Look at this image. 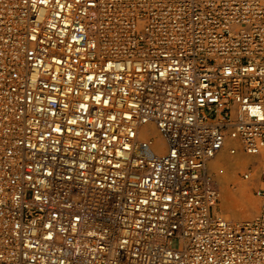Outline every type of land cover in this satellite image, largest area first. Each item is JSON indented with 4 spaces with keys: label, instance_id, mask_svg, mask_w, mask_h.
Instances as JSON below:
<instances>
[{
    "label": "built area",
    "instance_id": "1",
    "mask_svg": "<svg viewBox=\"0 0 264 264\" xmlns=\"http://www.w3.org/2000/svg\"><path fill=\"white\" fill-rule=\"evenodd\" d=\"M0 264H264V0H0Z\"/></svg>",
    "mask_w": 264,
    "mask_h": 264
},
{
    "label": "bare ground",
    "instance_id": "2",
    "mask_svg": "<svg viewBox=\"0 0 264 264\" xmlns=\"http://www.w3.org/2000/svg\"><path fill=\"white\" fill-rule=\"evenodd\" d=\"M142 133H144L147 137H153L155 139L157 152H161L164 150V144L161 141L158 133L155 131V129L152 126L147 125L142 130ZM254 160L255 158L245 156L241 152H238L236 155L231 156L229 155L228 151L224 149L208 165L209 174L212 180L213 178H215V181L217 182V185L220 188V191L223 195V198L221 200L222 201L221 212L227 214L224 215V219L229 223L232 222H236L232 224L244 223V221L241 222L239 221V217L233 216L229 210H230V204L233 202V199L235 197L244 198L247 193V183H246L247 181H244L242 179L240 180L237 179L236 177L237 172L240 170H243L244 172L245 167L251 165L252 164L251 162H253ZM251 171H252L251 175L252 173H255V175H257V180H258L259 172H260V164L258 162L252 164ZM230 184L235 185L234 190L230 189ZM252 212L253 211H251L249 215H251Z\"/></svg>",
    "mask_w": 264,
    "mask_h": 264
},
{
    "label": "rangeland",
    "instance_id": "3",
    "mask_svg": "<svg viewBox=\"0 0 264 264\" xmlns=\"http://www.w3.org/2000/svg\"><path fill=\"white\" fill-rule=\"evenodd\" d=\"M242 173H243V170H240L237 172V175H236L237 179H239V180L241 179ZM212 177H213V175H212ZM213 180H214V186L219 193V201H218L217 206H216V211L221 217L224 218V215H227V214L221 212V207H222V204H221L222 201L221 200L223 198V195L220 191V188L217 185V182L215 181V178H213ZM246 183H247L246 196L244 198L235 197L233 199V202L230 204V210H229L233 216L239 217L240 222L241 221L247 222V221L253 220V218L258 213V207H259L258 200L254 196V191L258 186L257 175H255V173H252L251 179L249 181H247ZM234 187H235L234 184H230V189L234 190L235 189ZM251 211H253V212L251 215H249V213ZM232 223H236V222H232ZM176 245L177 244L174 241L173 246H176Z\"/></svg>",
    "mask_w": 264,
    "mask_h": 264
}]
</instances>
